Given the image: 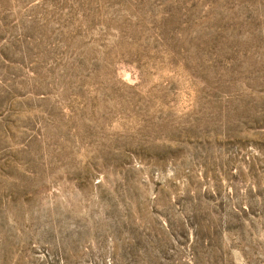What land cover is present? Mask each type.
Wrapping results in <instances>:
<instances>
[{"label": "rangeland", "instance_id": "obj_1", "mask_svg": "<svg viewBox=\"0 0 264 264\" xmlns=\"http://www.w3.org/2000/svg\"><path fill=\"white\" fill-rule=\"evenodd\" d=\"M0 264H264V0H0Z\"/></svg>", "mask_w": 264, "mask_h": 264}]
</instances>
